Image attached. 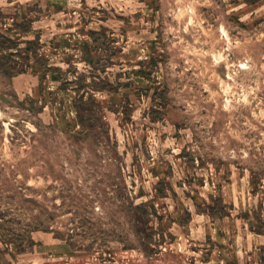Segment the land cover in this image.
Wrapping results in <instances>:
<instances>
[{
  "label": "rangeland",
  "instance_id": "1",
  "mask_svg": "<svg viewBox=\"0 0 264 264\" xmlns=\"http://www.w3.org/2000/svg\"><path fill=\"white\" fill-rule=\"evenodd\" d=\"M0 264H264V0H0Z\"/></svg>",
  "mask_w": 264,
  "mask_h": 264
}]
</instances>
